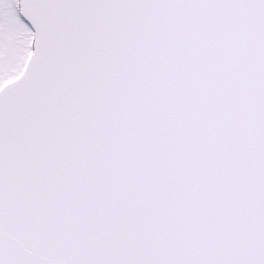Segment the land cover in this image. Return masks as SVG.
<instances>
[{
    "label": "snow or ice",
    "instance_id": "6c2138e0",
    "mask_svg": "<svg viewBox=\"0 0 264 264\" xmlns=\"http://www.w3.org/2000/svg\"><path fill=\"white\" fill-rule=\"evenodd\" d=\"M0 264H264V0H0Z\"/></svg>",
    "mask_w": 264,
    "mask_h": 264
}]
</instances>
